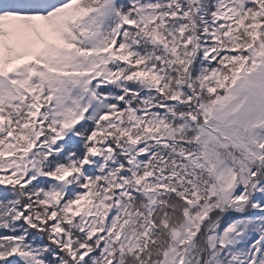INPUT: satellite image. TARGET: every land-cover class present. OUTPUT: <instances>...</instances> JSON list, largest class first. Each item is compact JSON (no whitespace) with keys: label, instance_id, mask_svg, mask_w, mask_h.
<instances>
[{"label":"snow or ice","instance_id":"6c2138e0","mask_svg":"<svg viewBox=\"0 0 264 264\" xmlns=\"http://www.w3.org/2000/svg\"><path fill=\"white\" fill-rule=\"evenodd\" d=\"M0 264H264V0H0Z\"/></svg>","mask_w":264,"mask_h":264}]
</instances>
